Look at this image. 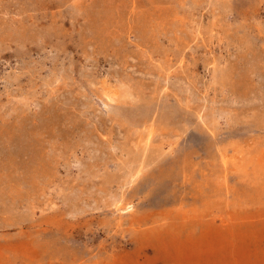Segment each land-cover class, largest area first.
<instances>
[{"label": "rangeland", "instance_id": "374dc122", "mask_svg": "<svg viewBox=\"0 0 264 264\" xmlns=\"http://www.w3.org/2000/svg\"><path fill=\"white\" fill-rule=\"evenodd\" d=\"M0 264H264V0H0Z\"/></svg>", "mask_w": 264, "mask_h": 264}]
</instances>
